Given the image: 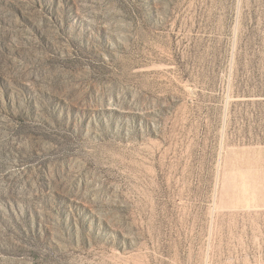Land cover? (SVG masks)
I'll return each mask as SVG.
<instances>
[{
    "label": "rangeland",
    "instance_id": "rangeland-1",
    "mask_svg": "<svg viewBox=\"0 0 264 264\" xmlns=\"http://www.w3.org/2000/svg\"><path fill=\"white\" fill-rule=\"evenodd\" d=\"M263 150L264 0H0V264H264Z\"/></svg>",
    "mask_w": 264,
    "mask_h": 264
},
{
    "label": "crops",
    "instance_id": "crops-1",
    "mask_svg": "<svg viewBox=\"0 0 264 264\" xmlns=\"http://www.w3.org/2000/svg\"><path fill=\"white\" fill-rule=\"evenodd\" d=\"M258 154L255 159H249V169L240 178L239 189L235 185L237 180L234 181L233 197L234 205L238 200L242 210L264 212V150L258 151Z\"/></svg>",
    "mask_w": 264,
    "mask_h": 264
}]
</instances>
